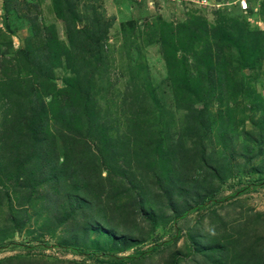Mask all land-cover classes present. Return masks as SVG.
<instances>
[{"label":"rangeland","instance_id":"1","mask_svg":"<svg viewBox=\"0 0 264 264\" xmlns=\"http://www.w3.org/2000/svg\"><path fill=\"white\" fill-rule=\"evenodd\" d=\"M240 3L0 0V264H264V0Z\"/></svg>","mask_w":264,"mask_h":264},{"label":"built area","instance_id":"2","mask_svg":"<svg viewBox=\"0 0 264 264\" xmlns=\"http://www.w3.org/2000/svg\"><path fill=\"white\" fill-rule=\"evenodd\" d=\"M240 5L243 10H247L250 6L249 0H241Z\"/></svg>","mask_w":264,"mask_h":264},{"label":"trees","instance_id":"3","mask_svg":"<svg viewBox=\"0 0 264 264\" xmlns=\"http://www.w3.org/2000/svg\"><path fill=\"white\" fill-rule=\"evenodd\" d=\"M78 253H80V254H83L84 253V251H78ZM102 263H105L104 261H101ZM107 263H112V262H110V261H108ZM115 264H126L124 261H121V262H118V263H115Z\"/></svg>","mask_w":264,"mask_h":264}]
</instances>
